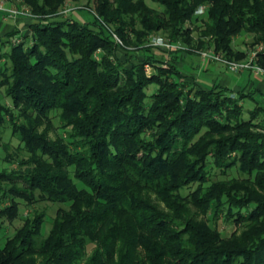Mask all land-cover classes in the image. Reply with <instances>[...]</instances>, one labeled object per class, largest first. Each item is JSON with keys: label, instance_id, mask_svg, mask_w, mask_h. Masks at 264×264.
Segmentation results:
<instances>
[{"label": "trees", "instance_id": "obj_1", "mask_svg": "<svg viewBox=\"0 0 264 264\" xmlns=\"http://www.w3.org/2000/svg\"><path fill=\"white\" fill-rule=\"evenodd\" d=\"M12 1L36 18L29 33L0 36V90L11 102H0V143L10 129L28 154L15 168L4 158L0 231L20 217V201L66 207L46 232L47 214L31 209L0 245V264H264L263 109L196 88L177 66L192 50L245 60L235 39L264 45V0H86V21L61 19L66 0ZM155 36L179 48L153 46ZM120 50L143 60L124 62ZM256 65L264 70V50ZM234 168L244 177L212 181ZM188 204L212 218L198 222ZM220 223L242 232L224 239Z\"/></svg>", "mask_w": 264, "mask_h": 264}, {"label": "rangeland", "instance_id": "obj_2", "mask_svg": "<svg viewBox=\"0 0 264 264\" xmlns=\"http://www.w3.org/2000/svg\"><path fill=\"white\" fill-rule=\"evenodd\" d=\"M91 7L94 8L93 4H91ZM15 8H18V7H15ZM87 8L88 7H87V1L86 0L81 1V2H74L73 0H66L62 9L64 11H67V12L63 13L64 17H62L61 19H66V18L67 19L68 18L79 19L80 18L83 21H86L88 19L92 20V15L89 12H87V11H89ZM68 10H70V12H68ZM23 17H26V16H23ZM18 18H11V19L15 20ZM28 18H31V17H28ZM86 18H88V19H86ZM5 19H10V18L5 17ZM31 19H33V18H31ZM194 36L198 37V34L194 33ZM159 37H161V36H159ZM162 38H163V40L166 39L165 37H162ZM252 39H253L252 35H243V36H239L235 39L234 47L236 49L245 51L247 53L248 60H240V61H233V62L246 63V62H249L251 60V56L253 53L259 52V54H260L261 52H263L264 47L262 50V46H264V45L262 43H259L258 45L257 44L252 45L251 44ZM156 47H158V46H156ZM183 48H186V47H183ZM210 51L211 50H205V51L192 50L190 53L192 55H195L194 57L193 56L191 57L194 61V65H193L192 69L191 68H185L186 71L188 73H192L196 76L199 74L200 77H203V75L201 74L200 68L201 69L203 68V66H202V64H204L203 61L206 62L207 60H204L203 57L201 56V54L203 52H210ZM118 53H119V55H118L119 58L124 62L132 60L133 58H136V57L143 60V56L141 55L140 52H133L131 54H134V55H128V54L124 53L122 50H120ZM156 53L160 57L167 55V54H164V52L161 50H158V52H156ZM130 57H132V58H130ZM133 60H134V62H137L136 59H133ZM215 62H217V61H215ZM217 63H220V62H217ZM154 68H156V66L153 67L150 64L146 66V71H147L148 76L152 75V73L154 72ZM228 69H229V67H228ZM261 73L264 74V72H261ZM147 92H148L149 96L151 94H153L155 92V86H153V85L150 86L148 88ZM150 101H151V99L148 97L147 103H150ZM0 102L7 103L9 106L11 103L9 99L5 98L3 90H0ZM260 103L261 102H259V104ZM256 106H257L256 103H252L251 101H247L245 108L247 110L249 107H251V110H253L254 108H256ZM261 118L264 119V114H261ZM244 119L245 120L249 119L248 113H245ZM59 125H60L59 120L55 117L53 119V130L51 132L52 136L56 137L57 133L62 134V130L58 129ZM5 145L8 146L7 149H5V147H4ZM21 146L22 145H21L20 141L12 135L11 130L10 129L6 130L4 135H3V140L0 143V170L4 167H8V165L4 162V158L7 156L11 160L12 164L9 165L11 168L17 167L18 165H20V163L22 161H26L28 159L27 152H25L23 149H21ZM243 177H244V174L240 173V171L238 169L234 168V169L230 170L226 176L220 174L219 171L215 170V171H213V175H212L211 179H212V181H217V180H221V179L223 180V179H232V178L241 179ZM197 187H198V184H193V185L187 187L186 189H184L182 191L183 196L187 195L190 192L195 191L197 189ZM65 207L66 206L64 204L53 203L50 201H41V202L37 203L35 206H33V208L39 210V212L42 211V212H45L47 214V220H46V223L44 224L45 232L49 231V229L51 227V222H52L53 218L56 216L57 211L61 208H65ZM163 207H164V205H162V208ZM33 208H31V209H33ZM186 208L190 213V217H193L198 222H208V220L212 218V214H207V215L204 214L202 209H199L197 206H195L193 204H188ZM31 209L26 206L24 201H20V211H21L20 217L15 219L12 222L5 219L4 229H2L0 231V245H3L7 237L13 236L16 233V231L19 230L24 225V219L26 218L27 214L31 211ZM220 230H221V235L224 239H231L233 237V235H235V234L240 235V233L242 232V227H241V225H238L236 223H234V224L233 223H230V224L220 223Z\"/></svg>", "mask_w": 264, "mask_h": 264}, {"label": "crops", "instance_id": "obj_3", "mask_svg": "<svg viewBox=\"0 0 264 264\" xmlns=\"http://www.w3.org/2000/svg\"><path fill=\"white\" fill-rule=\"evenodd\" d=\"M19 5V3L13 2L12 0H5V6L8 8H13ZM34 22L33 19L23 16H20L15 20L11 18L5 19L4 13L0 12V36L4 38L7 35L16 32L27 34L30 32V25ZM9 48L10 44L5 45L4 51H8ZM178 56L177 66L181 71L184 80L190 85L204 90L220 87L231 90V92L234 93H241L243 96H246L242 101L244 106H246L247 101H251L252 103H256L257 106H261L263 109L261 114H264V74L258 73L255 70H244L235 73L231 72L228 67L222 63L203 61V68H200L203 77H200L199 74L196 76L192 73H188L185 69L193 68L194 61L191 57H194L195 55L181 52L178 53ZM245 60H248V56ZM259 102H261V105ZM247 110L250 111L251 107ZM258 120L262 121V124L264 125V119L261 118V115Z\"/></svg>", "mask_w": 264, "mask_h": 264}, {"label": "built area", "instance_id": "obj_4", "mask_svg": "<svg viewBox=\"0 0 264 264\" xmlns=\"http://www.w3.org/2000/svg\"><path fill=\"white\" fill-rule=\"evenodd\" d=\"M0 11L4 13L6 18H18L20 16H26V17H31V18H36L30 11V9L28 7H21V8H8L5 6V0H0ZM67 11H63L62 13H66ZM68 12H70V10H68ZM205 12V7H200L197 11V14H202ZM115 39L117 40V43H119L120 45H122V41L116 36L114 35ZM22 40L21 39H17L14 38L13 42L14 43H20ZM151 45L153 46H160L162 48H166L168 50L171 49H175V48H179L177 45H174L172 43H170L169 40H166L162 37L159 36H155L152 38L151 40ZM262 46V50H263ZM258 55L259 52H255L252 54L251 56V60L249 62L246 63H237V62H233V61H228L222 57H220L219 55H216L213 51L211 52H203L201 54V56L203 57L204 60L207 61H217L220 62L226 66L229 67V70L231 72H240V71H244V70H255L258 73L264 72L261 68H259L256 65V61L258 59Z\"/></svg>", "mask_w": 264, "mask_h": 264}]
</instances>
